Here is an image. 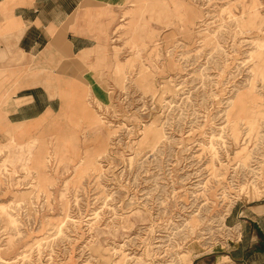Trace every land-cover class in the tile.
Wrapping results in <instances>:
<instances>
[{"label": "rangeland", "instance_id": "1", "mask_svg": "<svg viewBox=\"0 0 264 264\" xmlns=\"http://www.w3.org/2000/svg\"><path fill=\"white\" fill-rule=\"evenodd\" d=\"M61 28L0 51V264H212L264 203V0L86 1ZM36 85L54 110L11 124Z\"/></svg>", "mask_w": 264, "mask_h": 264}, {"label": "crops", "instance_id": "2", "mask_svg": "<svg viewBox=\"0 0 264 264\" xmlns=\"http://www.w3.org/2000/svg\"><path fill=\"white\" fill-rule=\"evenodd\" d=\"M86 1L119 5L129 0H18V3L0 0V51L6 49L7 36L11 35L20 51L36 57L53 54L65 34L61 27ZM89 40L86 35H77L75 42H69L78 53L92 48ZM54 103L51 91L48 93L36 85L20 89L1 104L9 122L22 125L53 111ZM228 221L232 227L239 228V233L213 250L212 264H264V203H240L232 209Z\"/></svg>", "mask_w": 264, "mask_h": 264}, {"label": "bare ground", "instance_id": "3", "mask_svg": "<svg viewBox=\"0 0 264 264\" xmlns=\"http://www.w3.org/2000/svg\"><path fill=\"white\" fill-rule=\"evenodd\" d=\"M92 49H93V48H90V49H86V50H84V51H85V52H88V51H90V50H92ZM51 90H52V89H51ZM52 91H53V90H52ZM51 95L54 96V94H53L52 92H51ZM62 111H63V113H64V110H62ZM50 113H52V111L49 112V113L44 114V115L41 117L42 119H41V118H40V119H41V120H43V119L45 120V118L47 117V115L50 114ZM47 120H48V119H47Z\"/></svg>", "mask_w": 264, "mask_h": 264}]
</instances>
